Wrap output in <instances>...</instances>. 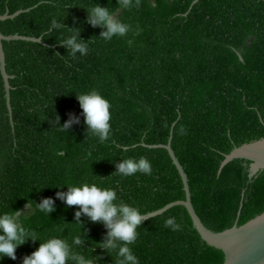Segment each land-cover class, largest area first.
I'll return each instance as SVG.
<instances>
[{
	"label": "trees",
	"instance_id": "1",
	"mask_svg": "<svg viewBox=\"0 0 264 264\" xmlns=\"http://www.w3.org/2000/svg\"><path fill=\"white\" fill-rule=\"evenodd\" d=\"M95 2L115 9L132 26L129 34L111 41L99 37L101 28L86 22ZM193 2L141 0L139 7L122 10L116 0H0V14L37 5L0 19L4 34L42 36L47 43L3 41L13 121L0 70V211L24 212L29 201L35 210V202L53 197L50 216L34 211L25 224L42 241L53 235L71 240L80 230L72 222L78 206H65L55 196L67 190L57 184L116 187L143 214L184 199L168 150L142 144L167 143L174 122L172 146L209 228L223 231L264 211V167L234 158L220 170L235 147L264 139V0ZM54 17L69 27L78 24L79 36L90 40L87 55L70 56L60 43L67 33L49 29ZM91 89L112 105L105 142L87 131L80 115L76 93ZM70 114L80 122L68 132L51 125L54 115L63 124ZM129 156L149 158L152 174L115 173V163ZM168 217L180 224L178 231L164 226ZM81 219L88 230L85 247H95L106 229ZM138 232L132 248L140 264H224V252L201 237L183 205L144 220ZM39 244L29 239L17 247L16 260L5 256L0 264H22ZM98 253H104L101 264H113L114 253L95 247L93 255Z\"/></svg>",
	"mask_w": 264,
	"mask_h": 264
},
{
	"label": "clouds",
	"instance_id": "2",
	"mask_svg": "<svg viewBox=\"0 0 264 264\" xmlns=\"http://www.w3.org/2000/svg\"><path fill=\"white\" fill-rule=\"evenodd\" d=\"M140 3L141 0H116L117 7L122 10L139 7ZM86 13V22L93 27H100L99 37L105 41H111L113 37H125L132 30V26L123 21L115 9L98 2L88 8ZM73 20L75 23V18ZM49 24L51 31L67 33L60 43L66 47L72 58H76L77 53L80 56L88 54L90 40L86 41L79 36L81 28L78 24L69 27L55 17ZM76 94L82 108L80 115L84 117L87 131L100 142L108 141L111 137L112 107L109 99L97 89ZM59 119L58 115H54L51 125L62 132H68L72 124L80 122V116L75 114H70L63 124L59 123ZM179 131L181 135L186 134L183 127ZM115 167L114 172L122 177L135 176L137 173L151 175L153 172L152 162L145 156L120 158ZM63 185H67V190L57 191L55 196L63 201L65 206H78L72 222L78 223L80 230L71 240L63 235H53L42 241L35 230L25 224V220L34 214V211L50 216L56 208L53 197H44L38 203L35 202V210L29 201V209L24 212L13 209L10 212L0 211V258L6 256L16 260L17 247L31 239L39 240L40 244L30 254L23 256L22 264H101L104 253L93 255L95 247L103 249L107 254L114 253V257L109 255L113 264H140V259L132 248L140 235L138 228L145 220L140 208L125 202L118 189L113 186H102L95 182H82L79 185L63 183L56 186ZM82 216H86L91 222H101L106 229L104 238L96 241L95 247H85L88 230L83 227ZM164 226L173 231H178L181 227L172 217L165 219ZM58 231L63 233L64 229L58 228Z\"/></svg>",
	"mask_w": 264,
	"mask_h": 264
},
{
	"label": "water",
	"instance_id": "3",
	"mask_svg": "<svg viewBox=\"0 0 264 264\" xmlns=\"http://www.w3.org/2000/svg\"><path fill=\"white\" fill-rule=\"evenodd\" d=\"M197 1L198 0H194L193 4ZM36 6L37 5L28 8H22L15 11L14 13H10L9 11H7L5 14H0V19L4 20L8 18H15L21 13L30 11ZM15 39L32 40L47 44L43 40L42 36L34 37L21 35L18 33L4 34L0 29V70L4 79L7 105L11 121H13L10 84L11 75L8 73L6 68V52L4 49L3 41ZM175 124L176 122H174L173 127ZM173 127L171 129V134L167 143L147 144L145 142H142V144L153 148H165L166 150H168L174 164L176 165L181 175L183 188L185 191V198L169 202L159 209L145 213V220L162 214L173 206L183 205L189 212L193 221V225L197 229L201 237L209 245L214 246L224 252V264H264V211L242 225L235 224L231 228H227L223 231H214L209 228L202 221L201 217L196 211L192 200L189 176L172 146ZM234 158H246L252 160L253 166L255 168L264 167V139L245 143L241 146L235 147L229 154H226V158L223 160L220 170L225 166V164H227Z\"/></svg>",
	"mask_w": 264,
	"mask_h": 264
}]
</instances>
